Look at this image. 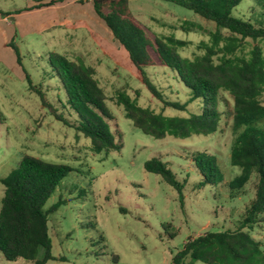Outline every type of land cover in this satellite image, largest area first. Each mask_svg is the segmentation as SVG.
<instances>
[{
  "label": "rangeland",
  "instance_id": "rangeland-1",
  "mask_svg": "<svg viewBox=\"0 0 264 264\" xmlns=\"http://www.w3.org/2000/svg\"><path fill=\"white\" fill-rule=\"evenodd\" d=\"M37 1L0 0V11L8 14L0 15V209L4 196L1 180L17 168L25 155L73 169L45 208L60 198L65 201L49 216L53 256L65 261L48 264H173V256L190 238L239 227L246 207L255 197L258 178L253 174L242 189H230V183L241 175L240 168L230 163L236 138L229 117L233 104L230 96L222 95L228 104L221 105L222 121L213 135L163 140L145 135L126 118L114 97L123 91L135 97V91H139L140 106L158 112L161 105L152 99L140 72L96 17L92 6L64 0L49 8L25 10ZM129 10L151 41L173 36L186 42L180 49L185 58L202 54L200 44L210 42L216 31L213 22L161 0H129ZM233 15L264 24V7L255 0H243ZM186 21L198 24L202 30L188 26L184 30ZM11 42L20 50L23 69L52 104L64 94L57 80L50 77L49 53L57 52L94 67L101 87L113 97L106 106L114 117L113 130L122 133L121 149L95 155L87 139L55 120L39 95L30 91L15 52L8 46ZM252 45L251 41L244 44V54ZM145 71L157 89L168 96L179 90L180 96L174 93L172 99L186 101L188 90L182 86V91L169 71ZM261 102L264 105V95ZM190 108L194 112L196 105ZM165 115L186 113L168 108ZM198 152L217 157L224 174L222 184L198 188L201 177L192 162ZM154 157L186 181L182 206L172 187L160 176L145 171V163ZM251 233L264 245V221L254 225ZM113 256H118V261ZM0 264L33 263L9 262L0 254Z\"/></svg>",
  "mask_w": 264,
  "mask_h": 264
},
{
  "label": "trees",
  "instance_id": "trees-1",
  "mask_svg": "<svg viewBox=\"0 0 264 264\" xmlns=\"http://www.w3.org/2000/svg\"><path fill=\"white\" fill-rule=\"evenodd\" d=\"M64 0H38L26 11L41 10L55 6ZM79 5L90 4L96 17L110 31L113 39L127 52L131 64L140 72L141 80L160 105V111L139 104L140 92L135 97L118 92L116 104L122 106L127 119L143 134L158 140L167 137L187 139L192 136L215 134L222 121L221 105L226 104L223 93L232 100V130L236 135L230 163L241 170V175L230 183L231 190L242 189L253 174L258 178L255 197L246 207L241 225L234 230L208 231L190 238L173 256V264H264V245L254 238L252 228L264 221V24L233 15L243 0H161L192 11L199 17L213 22L215 33L210 42H202V54L185 58L180 49L186 42L173 36L157 37L151 41L146 30L133 18L129 0H75ZM264 7V0H255ZM0 15L8 14L0 11ZM184 30L201 26L185 22ZM253 43L248 54L244 44ZM16 55L17 64L25 74L29 89L39 95L40 101L55 120L82 135L89 141V149L95 154H109L121 149L122 133L113 130V114L106 106L109 97L97 78V70L82 61H72L65 55L51 52L47 63L50 77L58 82L64 97H57L52 104L46 94L33 84L21 62L20 50L14 42L9 43ZM166 69L177 84L189 93L185 102L173 100L156 88L146 74V69ZM171 91V89H170ZM183 91V90H182ZM181 91V92H182ZM196 110L190 112V106ZM228 104V103H227ZM171 108L186 113L185 116H167ZM201 182L198 188L217 187L224 182V174L217 157L207 152L193 155ZM146 172L160 176L184 200L186 181L173 172L167 163L154 157L144 165ZM73 169L31 155H25L16 169L1 180L4 196L0 209V254L9 261H30L48 264L65 261L52 253L49 216L65 201L61 198L50 208L47 202L60 183ZM118 256H113L118 261Z\"/></svg>",
  "mask_w": 264,
  "mask_h": 264
}]
</instances>
